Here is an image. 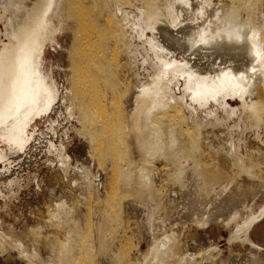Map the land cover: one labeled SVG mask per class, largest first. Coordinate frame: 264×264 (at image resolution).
<instances>
[{
	"label": "bare ground",
	"instance_id": "6f19581e",
	"mask_svg": "<svg viewBox=\"0 0 264 264\" xmlns=\"http://www.w3.org/2000/svg\"><path fill=\"white\" fill-rule=\"evenodd\" d=\"M236 1L98 2L95 13L110 19L116 40L125 47L132 69L137 67L138 53L146 65L142 74L146 79L132 96L127 131L144 160L136 161L131 152L130 156L118 158L112 178L106 181L103 162L107 155L113 154L112 143L98 136L100 121L92 113L95 107L101 109L98 114L102 118L107 115V92L99 87L96 76V73L104 75L103 65L93 53L79 52L82 58L75 65L77 77L60 97V87L44 59L46 47L57 44L68 17L76 14L81 1L0 0V167L6 168L10 157L25 151L34 138L37 122L60 99L66 102L63 104L66 119L75 120L68 128L72 137L87 141L91 156L100 159L96 170L79 168L72 165L67 153L69 138L62 137L56 144L46 142L44 163L55 164L64 174L72 172L80 176L73 183L82 190L85 205L94 195L93 222H88L83 231L73 217L76 210L66 200L57 202L51 219L63 229V240H47L48 255L43 259L32 238L26 242L28 246L17 236L13 240L12 225L7 224L4 229L5 221L0 218V254L11 247L26 264H95L93 256L108 250L117 230L116 195L121 190L133 194L138 207L146 210L149 229L163 228L161 235L153 237L142 264H197L201 255L181 254L177 232L163 227L172 214H176L182 225L198 229H206L212 223L231 227L230 239L246 244L249 251L228 257L222 264H264L261 248L249 236L256 223L264 219V203L255 201L257 191L264 189V165L254 156V151H243L247 125L240 118L245 113L250 120L248 128L253 130L257 141L264 142V0L250 1L252 10L245 18L238 13L243 3ZM242 7L246 10L245 5ZM82 11H87L84 17L89 19L91 30L95 29L94 12L91 14L84 8ZM86 35L89 36L83 37L82 44L92 49V41L98 36ZM92 62L94 70L90 67ZM134 74L136 79L141 76L139 71ZM233 101L236 106L230 104ZM97 102L100 107L96 106ZM176 121L189 133L195 128L198 135L188 133L182 137ZM218 126H227L225 154L237 176L252 182L251 189L246 190L216 164L203 165L198 148L200 131ZM121 140L118 146L123 148ZM157 161L166 165L168 183L173 188L168 197L177 201L166 216H163L164 205L155 197ZM35 177L31 173L26 184ZM12 185V181L5 182L2 188L9 191ZM10 194L9 191L8 198ZM3 208L9 215L7 202Z\"/></svg>",
	"mask_w": 264,
	"mask_h": 264
},
{
	"label": "rangeland",
	"instance_id": "374dc122",
	"mask_svg": "<svg viewBox=\"0 0 264 264\" xmlns=\"http://www.w3.org/2000/svg\"><path fill=\"white\" fill-rule=\"evenodd\" d=\"M80 1V6L76 9V14L68 17L65 29L58 35L57 44L46 47L44 59L45 64L51 66L53 75L60 87V92L63 93H60V97L64 95L65 88L72 86L77 77L75 65L82 58L79 52L85 50L87 53H93L95 59L103 65L104 75L96 73V76L98 77L99 87L107 92V115L105 114V118H102V115L100 113L98 114L101 109H96L95 107H93L92 113L100 121L98 136L101 137L102 141L110 139L112 143L111 148L113 154L111 156L107 155L103 162L104 180L109 181L112 178L111 173L118 158L122 159L127 155L130 156L131 152L136 161L142 162L144 160L136 149L134 138L127 131L128 113L132 106V96L137 91V86L146 79V76L142 75L144 74L143 68L146 65L142 64L139 53L136 54L137 67L135 70L129 65L130 60L127 57V51L122 43L117 42L115 29L110 19L106 15H97L95 13V8H98L100 4L98 2L102 0ZM238 1L243 4L245 3L246 10L242 7L244 5H241ZM247 1H251L252 3L257 2V0ZM236 2L241 5V10H238L239 16L241 18L247 17L248 11L252 10V3L247 4L245 0H237ZM82 3L83 5H81ZM81 6L83 7L81 8ZM83 8L85 11H90L91 14L94 12L92 15H94L95 29L91 30V27H89L91 23H89V19L87 20L84 17L87 11L84 13V10L82 11ZM81 26L88 27V29L85 27L82 29ZM90 33H94L95 37L98 36L96 40L93 38L92 49L90 46L85 47L82 44L85 36H89L86 34ZM97 49L100 51L98 54ZM94 62L91 63L90 67L95 65L96 62ZM91 68L94 70L93 67ZM134 71H139L141 74L139 76L140 78L136 79ZM64 103L66 102H62V99H60L54 105L51 112L37 122L34 138L28 144L25 151L22 154L10 157L6 163V168L0 167V218L5 221L4 229L7 224H11L12 230H10L13 235V240L18 237L22 239L25 246H28L29 239L32 238L43 259L48 255L45 247L47 240L57 242L63 240V229L57 227L51 219V214L55 210V204L57 202L66 200L70 207L76 210L73 217L83 231H86L88 222H93L92 216L96 210L94 195H91L89 204L85 205L83 203L81 199L82 190L73 183L75 182L73 179H80L77 173L73 174L70 172L64 174L60 169L56 168L55 164L48 165L44 163L46 158V142L51 141L56 144L63 139L62 137L70 139L71 143L68 145L67 153L71 158L73 166L77 165L79 168L86 166L96 170L100 161L96 155L91 156L92 151L87 141L81 137H72V132L68 128L75 124V120L71 119L74 122L71 120L69 122L66 119L63 109ZM230 104L236 106L235 101L230 102ZM96 106L100 107L99 102L96 103ZM184 112L187 113L186 110ZM240 118L247 125L243 138V142L245 141L243 151H254V156L264 165V142L257 141L253 130L248 128L250 120L247 115L243 113ZM175 123L180 135L185 137L189 132L181 122L176 121ZM216 128L208 127L207 130L202 129L200 131L198 148L201 153L203 165L210 167L216 164L218 168L226 171L229 177L241 183L246 190L251 189L252 182L244 177L239 178L237 176L238 173L232 166L229 157L225 154V130L227 126H218ZM239 129L240 127L237 128V131ZM190 133L194 136L198 135V131L195 128ZM190 133L189 135H191ZM120 138L122 139L123 148L118 146L120 145ZM262 140H264V133H262ZM111 162L113 164L112 166ZM154 170V177L158 187L155 197L164 205L165 213L163 216H166L169 215V211L176 205L177 201L176 198L168 197V192L173 188L168 183L166 165L161 161H157ZM31 173H35L36 177L33 180L35 182L33 183L32 181L26 184L27 177ZM9 181H12L13 185L9 190L11 194L8 198L9 191L4 190L2 187L5 182L7 183ZM72 184L73 186H70ZM74 187L76 188L74 189ZM118 192L120 193L116 196L119 200V215L117 214L115 217L117 221L114 223L116 224L115 227H117V230L113 233L112 243L108 250L97 253L93 256V260L95 264H142L153 237L161 235L163 228L153 227L149 229L146 224V210L143 207H138V201L135 196L121 190ZM255 201L258 204L264 203V189L257 191ZM5 202H7L10 208L9 215L6 214V209L3 208ZM172 202L174 203L172 204ZM175 216L176 214H172V217L170 215L163 227L166 230L173 229L177 232L181 254L186 255V253H189L202 256H200L201 258L199 256L197 257V264H222L228 257L243 255L249 251V247L246 244L230 239L231 227H225V225L219 223H217V226L216 223H212L206 229H198L194 226L182 225ZM249 236L261 248L262 254H264V219L256 223L250 231ZM19 257L15 249L8 247L7 251L0 254V264H26Z\"/></svg>",
	"mask_w": 264,
	"mask_h": 264
}]
</instances>
